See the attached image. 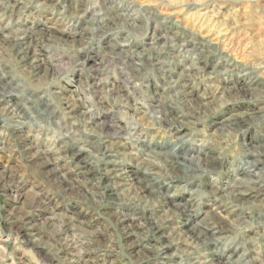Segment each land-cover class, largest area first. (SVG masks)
I'll return each instance as SVG.
<instances>
[{"label":"clouds","instance_id":"9594fccd","mask_svg":"<svg viewBox=\"0 0 264 264\" xmlns=\"http://www.w3.org/2000/svg\"><path fill=\"white\" fill-rule=\"evenodd\" d=\"M0 264H264V0H0Z\"/></svg>","mask_w":264,"mask_h":264}]
</instances>
